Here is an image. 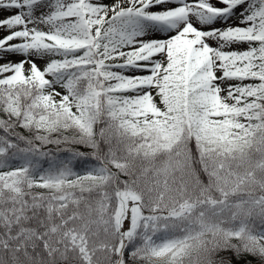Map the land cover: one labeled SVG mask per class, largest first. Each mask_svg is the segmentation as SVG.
Here are the masks:
<instances>
[{
	"label": "snow or ice",
	"instance_id": "obj_1",
	"mask_svg": "<svg viewBox=\"0 0 264 264\" xmlns=\"http://www.w3.org/2000/svg\"><path fill=\"white\" fill-rule=\"evenodd\" d=\"M0 264H264V0H0Z\"/></svg>",
	"mask_w": 264,
	"mask_h": 264
}]
</instances>
